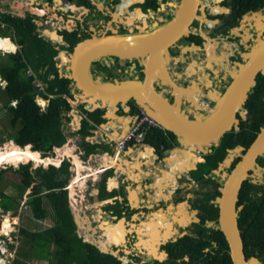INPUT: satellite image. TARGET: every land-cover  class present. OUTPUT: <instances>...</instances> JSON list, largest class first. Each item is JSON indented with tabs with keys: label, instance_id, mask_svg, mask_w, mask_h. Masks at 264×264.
Here are the masks:
<instances>
[{
	"label": "flooded vegetation",
	"instance_id": "af4514ba",
	"mask_svg": "<svg viewBox=\"0 0 264 264\" xmlns=\"http://www.w3.org/2000/svg\"><path fill=\"white\" fill-rule=\"evenodd\" d=\"M10 1L0 0V15L5 12L23 17L28 12L35 15L33 20L41 35L58 46L64 45L65 49L61 52L68 57L88 42L109 46V42L119 41L126 43L124 46L129 49L142 51L168 35L171 26L182 17V0H79L78 3L70 0H44L39 3V0H35L20 8H16ZM56 2H62L63 6L54 7ZM75 7L78 8L77 15L72 12ZM230 18H235L237 23L232 25V20L228 21ZM69 33L85 37L72 51L68 50ZM6 39L9 40L5 37L4 40ZM262 41L264 42V8L249 14L234 15L228 0H199L187 29L168 47L163 57H157L154 62V66H158L159 75H163L167 81L170 79L174 84L164 83L161 79L156 82V89L163 90V96L170 102L176 104L178 101L190 120L206 122L212 119L214 109L228 92L241 64L247 62L251 52ZM16 43L17 52L22 45L18 41ZM9 44L13 45L10 40ZM89 54L90 51H86L83 58ZM142 62L143 58L140 56L128 59L116 55H100L86 68L88 74L92 68L98 69L95 78L91 75L87 82L93 88H109L107 84L113 87L116 78L123 83L121 76L124 74L133 76L132 79L139 75L143 68ZM98 77L104 80L98 81ZM80 95L84 96V93L78 96ZM87 103L85 100L83 104L85 112L91 111L86 108ZM237 117L235 131L240 130L242 124L250 119L245 106ZM132 123L133 120L129 124ZM164 137L166 140L161 143L160 148L155 144L148 145L146 141L131 144L125 184L114 178L109 181L108 171L98 175L94 182L88 175L91 169L84 166L82 172L87 175L84 188L79 189L73 199L69 196L77 236L83 238L78 231L81 228L78 216L82 220L84 217L94 220V224L91 222L89 225V230L98 235V243L83 238L84 241L92 242L103 251L107 249L119 257L121 264H147L150 259L162 261L168 257L169 247L180 238L195 235V225L203 217L208 225H212L211 209L213 206L218 207L219 215L217 199L222 194L226 178L244 153L242 151L235 154L230 164L224 161L225 157L214 166L210 155L219 144L205 146V150L202 145L200 148L196 144V148L192 149V144L185 147L180 142L181 137L173 132L164 130ZM171 144L173 145L168 147ZM146 146L148 148L144 149ZM113 152H118L115 145ZM137 152H140V156ZM121 154L119 157L122 161ZM194 155H198L200 161L194 157L197 158L194 159L196 162L191 161L187 165L189 157ZM30 163L35 165V161ZM72 164L76 171L75 164ZM255 167L260 166L257 163ZM31 168L37 167L33 168L32 165ZM89 184L96 187V194L90 195L87 192ZM103 185L106 195H103ZM217 191L220 195L213 196ZM81 198L84 199L77 214L75 203ZM84 202L95 205L96 215L86 214L85 209H89ZM49 219L54 226L53 219ZM31 222L33 224V217ZM84 224L87 225V222ZM104 245L106 248H103Z\"/></svg>",
	"mask_w": 264,
	"mask_h": 264
},
{
	"label": "trees",
	"instance_id": "16d2710c",
	"mask_svg": "<svg viewBox=\"0 0 264 264\" xmlns=\"http://www.w3.org/2000/svg\"><path fill=\"white\" fill-rule=\"evenodd\" d=\"M228 3L234 15L249 14L264 8V0H228ZM27 14L26 17L9 12L0 15V24L8 26H0V36L9 34L5 31L8 29L22 45L15 53L0 55V74L7 81L5 93L8 99L4 107L11 127L10 135L0 137V143L13 139L21 146L32 143L30 145L33 150L37 146L40 150L50 151L65 144L63 119L75 107L70 99H77L75 94H81L82 91L74 79L60 75L58 56L65 46H58L41 35L33 20L35 15ZM231 20L232 25L237 23L235 18L228 21ZM84 38L69 33L68 50L72 51ZM29 69L34 70L37 76L28 75ZM36 77L44 82V90L34 82ZM250 94L245 105L250 119L242 124L240 130L226 134L220 144L214 147L210 155L212 165L216 166L227 157L231 149L238 146L247 148L261 131L264 125V74L258 75ZM38 95L48 100L46 108L42 109L37 103ZM14 100L17 101L15 105L11 103ZM129 104L130 114L136 115L138 105L135 101ZM85 113L81 133L87 127L105 121L100 108ZM165 140L164 130L158 128L151 130L146 137L148 145L155 144L159 148ZM86 145L88 152H93L97 146L89 142ZM258 163L260 174L252 172L242 185L237 202L240 207L237 221L247 258L256 257L264 264V156L258 158ZM71 166L68 159L60 166L51 164L47 168L39 166L32 169L31 163L23 164L14 172L19 181L10 179L7 169H0V204L4 211H17L20 204L18 198L9 194L6 188L12 187L22 198L31 189L28 204L35 217L42 219L49 216L55 222L54 226L42 230L21 228L23 246L20 249V264L35 259L47 260L49 264H121L118 256L104 252L100 247L77 236V226L69 204V191L65 188L72 178ZM9 170L14 169L10 167ZM102 189L103 195H106L104 185ZM218 195L219 191L213 196ZM210 220L212 225H208L203 217L195 225V235H185L170 246L166 259H150L147 264H233L228 242L219 226L218 207H212Z\"/></svg>",
	"mask_w": 264,
	"mask_h": 264
},
{
	"label": "water",
	"instance_id": "95a60500",
	"mask_svg": "<svg viewBox=\"0 0 264 264\" xmlns=\"http://www.w3.org/2000/svg\"><path fill=\"white\" fill-rule=\"evenodd\" d=\"M198 1L199 0H182L181 20L171 26V31L168 33V35L161 37V39H158L148 47H145L144 50L138 51V53H130L124 56L119 53L116 54L113 52H105L104 50L111 47V44L107 48V45H101L99 42H88L83 46L78 47L74 54L70 57L61 55V59L70 64L68 69L70 70V73L64 74L61 70H59L60 75H64L65 77L75 80L77 87L84 93V96L77 95L76 97H79V99H81V97L84 99L86 98L85 100L93 105L91 111L99 108L103 111L105 121L101 123V126L108 124V121L112 117L110 113L112 108L115 107L116 112H119L123 106L122 104L127 103V107L131 109V105L129 103L130 101H135L136 104L144 106L147 108V110H149L150 113L157 116L163 122L166 130L181 137V144H184L183 140L188 139L193 142H199L205 150V146L220 144L222 138L226 134L236 129L235 124L238 122L237 116L241 112V109L246 105V102L249 98V91L251 90L252 86L256 84L258 75L260 73L264 74L263 41L255 50L251 52L247 62L245 64H241L239 72L235 73L234 81L228 89V91H232L233 93L232 99L224 120L220 125L210 128L212 121L215 119V114L213 112L212 119L203 122L204 125L209 126V128L198 126L197 123H199V121L190 120L189 115L181 108L178 101L176 104L170 102L168 98L163 96L162 92H159L156 89V82L161 79L164 83L171 82V84H174L170 79L167 81L163 75H159V70L157 69L158 66H154V62L157 57L162 58L164 53L167 52L168 47L178 38H180L183 32L187 29L190 19L196 12ZM82 50L90 52L94 50H101L103 53L99 55L97 54L98 56L116 55L117 57L128 59H133L134 57L140 56L143 58V68L140 74L135 75L133 80L130 81L128 85H122L118 79H115V82L118 83L116 87L105 89L101 87L93 88L87 82L85 70L98 56L91 57L89 54L88 58H83L80 53ZM82 70H84L85 76L82 73ZM76 71H78V73H76ZM77 74L83 79V82L84 80L86 81L88 84L86 87L80 83ZM107 91L121 92L124 96L122 97L120 96L121 94H118L117 98H106L105 94H97V92L103 93ZM162 99H164L167 104L164 103ZM117 104L119 106H117ZM170 106L174 107L175 109H172ZM121 116L126 120L129 119L125 115ZM129 123L130 122H128V125L130 126ZM116 130V139L123 137L126 133H124L122 130ZM12 143L23 148V146L18 145L15 142ZM112 145L114 146V140L111 141V147ZM242 151H244V153L242 154L241 159L236 163L231 173L226 178L224 186L222 187V194L217 199V202L219 203L218 220L220 229L223 231L228 242L229 252L233 264H256L260 263L258 258H247L245 253L244 241L241 236L237 221L238 211L240 210V207L237 206V202L244 181L257 165L258 158L264 155V125L262 126L261 131L258 133L256 138L247 148L244 146H238L234 149H231L230 155L226 157L224 161L230 164L233 161L235 154ZM51 163L52 162L48 163L47 165H50ZM104 252H108V250L104 249Z\"/></svg>",
	"mask_w": 264,
	"mask_h": 264
},
{
	"label": "rangeland",
	"instance_id": "374dc122",
	"mask_svg": "<svg viewBox=\"0 0 264 264\" xmlns=\"http://www.w3.org/2000/svg\"><path fill=\"white\" fill-rule=\"evenodd\" d=\"M31 1H35V0H11L10 2H11V4L12 5H16V8H20L21 7V5H27V4H29ZM44 0H39V3H42ZM63 5H62V2H56V4H54V7H56V8H59V7H62ZM41 7V6H40ZM75 15H77L78 14V8H74V10L72 11ZM55 15V14H54ZM45 24L46 25H48V23H46L45 22ZM0 26H1V24H0ZM44 29V28H43ZM5 31H7L9 34H6V36H4V35H1L0 37H10V39L15 43L16 41H18V38H16L15 37V34L13 33V32H9V30L8 29H6ZM47 32V31H46ZM7 40V39H6ZM8 41V43H9V40H7ZM15 44H17V43H15ZM63 44V43H62ZM8 53H13L12 51H8V50H1L0 51V55H5V54H8ZM63 54V52H60V54H59V56H58V59H59V62H58V65H59V67H60V70L62 69V71H65L68 67H69V64L68 63H66V62H64V60H62V59H60V55H62ZM96 70H98V69H94V68H92V70L90 71V73L89 74H87L86 75V77L87 78H89V76H91L92 75V78H95V72H96ZM100 72V74L102 73V71H99ZM27 74L29 75V74H33L34 76L37 74L36 72H34V70H32V69H29L28 71H27ZM94 74V75H93ZM181 81V80H180ZM34 82L37 84V83H42V86H43V89L45 88V84H44V82L40 79V78H36L35 80H34ZM7 85V81H4L3 79H2V77H1V74H0V137H2V138H4V137H8L9 135H10V133H11V127H10V125H9V120H8V115L6 114V112H5V107H4V104L7 102V99H8V97H7V95H6V93H5V86ZM99 86H102V85H99ZM40 89H42V88H40ZM159 91H161L163 94L165 93L163 90H160L159 89ZM11 103L12 104H16L17 103V101H11ZM41 104H43V102H40ZM48 105V104H47ZM47 105H45V106H43V109L44 108H46V106ZM71 128V127H70ZM72 131H73V129L71 128V133H72ZM73 135V134H72ZM7 141H10V140H7ZM7 141H5L4 143H0V148H6V146H7V144H8V142ZM183 145H185V147H187L188 146V143L187 144H183ZM27 146H30V144L29 145H27ZM27 146H25V147H27ZM69 148V146H68V143H66L65 145H62V147H60V148H56V149H52V150H50V151H41L37 146L34 148V150L35 149H37V151H39L43 156H59V155H61L62 153H61V151L64 149V148ZM31 149H32V146H31ZM33 150V149H32ZM131 151V150H130ZM129 151V152H130ZM72 153L74 154V152L72 151ZM230 153L231 152H229V155H230ZM236 153V152H235ZM236 154H238V153H236ZM74 155H76V154H74ZM228 155V156H229ZM63 156V155H62ZM67 156H68V154H67ZM116 156H118V155H116ZM78 157V156H77ZM30 162H31V160H29V161H23V162H20L18 165H15V164H0V169H3L4 167H5V169H7V171H9L8 173H7V175L9 176V178L10 179H14L15 181H19V178H17V175L16 174H14V172H15V169H19V167L21 166V165H23V164H30ZM41 162H39L38 164H40ZM33 165V168L34 167H39V166H43V167H45V168H47V167H49V165L47 166L46 164H42L41 163V165H34V164H32ZM31 165V166H32ZM3 167V168H2ZM10 167H13V169L14 170H9L10 169ZM85 169V168H84ZM84 169H82V170H84ZM260 169H262V168H260ZM82 170H81V178H78L77 179V182H76V184L74 185L73 184V186L75 187V189L77 188L78 190L76 191V193H75V195H77V193L79 192V189L81 188L80 187V184H79V182H78V180L80 179V181L81 182H84V180L87 178V177H85L84 178V173L82 172ZM254 173L255 172H258L259 174H260V172L258 171V169L255 167L253 170H252ZM95 172V171H94ZM93 172V173H94ZM77 176V175H76ZM75 178V177H74ZM84 178V179H83ZM75 180V179H74ZM70 187H71V185H70ZM80 190H82V189H80ZM6 191L9 193V194H11L12 196H15V197H17L18 198V200H19V202H20V204H19V206H18V208H17V211H15V210H8V211H4V210H2L3 208H1L2 206H1V204H0V214H8V215H10V216H12V217H16V220H17V218H18V222H19V224L17 225V228H15L14 229V231H16L17 230V232H12V234H11V237L12 238H15V239H17V241H18V244H17V246H16V248H15V250L17 251V259L14 257V261H16V263L15 264H20L21 262H22V258H21V254H20V249L22 248V246H23V235L21 234V228H25V229H31V230H33V229H35V228H37L38 230H42V229H46V228H50V227H52V224H51V220L49 219V216H47L46 218H42V219H37L36 217H35V215H34V213H33V210L31 209V207L29 206V204H28V200H29V195H27L28 194V192L30 191V189H28L27 190V192H25V194L23 195V197L25 196V198H22L21 196H19V195H17V192L12 188V187H8V188H6ZM87 192H89V194L90 195H93V194H96L97 193V190H96V187L95 186H93V185H91V184H89V188H88V190H87ZM75 195H71L72 196V199L75 197ZM83 199L84 198H81V200H77V203H75V207L77 208V214L79 213V209H80V207H82V203L81 202H83ZM84 203H86V202H84ZM86 205H87V207H88V209L89 210H87V209H85L86 210V214L87 215H96V213H97V208H95V205L94 204H90V203H86ZM34 215V216H33ZM33 217V219H34V222H33V224H32V222H31V218ZM96 217V216H95ZM80 217L78 216L77 217V220H78V224H80L81 225V228H79L78 229V231H80V234L83 236V238L85 239V240H91L93 243H98L97 242V239H98V235H96L94 232H93V230H92V232L89 230L90 228H89V225L91 224V222H92V225L94 224V220H88V218L87 217H84L83 218V220L82 219H79ZM15 221V220H14ZM84 222H87V225H85L84 224ZM84 227V228H83ZM18 229H20V231H18ZM18 235H19V237H18ZM120 235H118V237H119ZM116 241V240H115ZM117 242H118V240H117ZM103 248H106V246L104 245V247ZM4 252L2 253V255L4 256L3 257V259H2V261L4 260L5 262H8V259H7V255H10V256H14L7 248H4ZM6 251H8L7 253H6ZM158 254V253H157ZM8 258H10V257H8ZM34 260H31V261H29L27 264H49V262L47 261V260H38V259H35V261L33 262ZM256 264H260V263H256Z\"/></svg>",
	"mask_w": 264,
	"mask_h": 264
},
{
	"label": "crops",
	"instance_id": "0c3cea01",
	"mask_svg": "<svg viewBox=\"0 0 264 264\" xmlns=\"http://www.w3.org/2000/svg\"><path fill=\"white\" fill-rule=\"evenodd\" d=\"M88 56L86 58H88ZM64 62L66 61L64 60ZM68 69L69 67L67 68V70L62 71L61 69V71L64 74H67V73H70V70ZM82 71H83L82 73L84 74V70ZM85 74L87 75L88 71L85 70ZM121 77L123 79L122 85H128V83L133 80L132 79L133 76L131 75L130 77H128L126 74H124ZM101 80H104V79L102 77H98V81H101ZM117 84L118 83L115 82L113 87H116ZM107 87L110 88L111 86L107 84ZM75 95L77 96V94ZM78 99L79 97L75 100L70 99V101L75 105V107L68 113L67 118L63 119L62 127H63L65 137H66L65 144L68 143L69 148L74 152V154L78 156L83 166L87 167L89 170L91 169L88 175H90L89 178L94 180V182H96L95 179L98 178V175H100V174H97L96 172L102 173L101 167L105 166L107 169H109L108 170V177H109L108 180H110L111 178L112 179L114 178V179H117V181L121 182V184H125L126 164L129 158L128 153L131 150V148L128 151L126 150L125 152L121 154V156L123 157L121 161L120 157L117 158L116 154H114L113 145L111 147V141L114 140V145H115V140L119 139V138L117 139L115 138V135H117L116 129L122 130L124 131V133L127 132V130H129L131 125L129 126L128 122H131L132 120H134L135 115L133 116V114H130V109L127 107V103H124L122 104L123 106L121 107L119 112H116L115 107L112 108V110L110 111L112 117L108 121L107 125L101 126V123L100 124L94 123L95 124L94 127L93 126L87 127L81 133L80 130L82 128V117H84V115L86 114L85 109H84L85 106L83 105L85 103V100L84 99L78 100ZM117 106L119 105L117 104ZM86 108L91 109L93 108V105L89 104L88 102L86 104ZM121 115H125L129 119L126 120ZM91 123L93 122L91 121ZM70 127L73 129L72 133H71ZM88 142L91 144H97L93 152H88V148L86 145V143ZM108 143L110 145H108ZM137 154L140 156V152H137ZM105 157H107L108 161L110 160L109 166L108 165L106 166L103 163ZM93 169L95 170V173H93L94 172ZM73 181L74 179L71 178L69 182H73ZM75 182L76 181H74V183Z\"/></svg>",
	"mask_w": 264,
	"mask_h": 264
},
{
	"label": "bare ground",
	"instance_id": "6f19581e",
	"mask_svg": "<svg viewBox=\"0 0 264 264\" xmlns=\"http://www.w3.org/2000/svg\"><path fill=\"white\" fill-rule=\"evenodd\" d=\"M10 40L11 44L13 45H10L6 40H4L3 37L0 38V51L1 50H8V51H15L16 48H17V44H15L9 37H6ZM108 43V42H107ZM111 43L112 48L109 47L108 48V45H107V48L108 49H103L105 52H113V53H116V54H122V55H128L130 53H138V49H129L128 47H125L124 45H126V43H122V42H119V41H114L113 43L112 42H109ZM85 48V47H84ZM142 49V47H140ZM86 49V48H85ZM81 55H86V50H82L81 52ZM103 53L101 50H94V51H91L90 52V56L91 57H95L97 54H101ZM84 57V56H83ZM81 62V60H80ZM89 62V61H88ZM161 63V61H160ZM164 65V63H163ZM76 73H78V71H76ZM77 77L79 78V81L80 83L86 87L88 84L86 83V81L84 80L83 82V79L77 74ZM124 87V86H123ZM125 88V87H124ZM98 95H101V94H105V97H111V98H117V95L118 94H121L120 96H124L122 95L121 92H116V91H110V92H103V93H100V92H97ZM232 91H228L226 93V95H224V97L220 100V103L217 105V107L214 109V114H215V119L214 121H212L211 125H210V128L211 127H215L216 125H220L223 120H224V117L227 113V109L230 105V101L232 99ZM162 101L164 103H166L164 101V99H162ZM167 104V103H166ZM172 109H175L174 107L170 106ZM198 126H203V128H209V126H206L204 125V123H201L199 121V123H197ZM127 128V127H126ZM188 144H192L191 148L192 149H195L196 148V144H199V147H201V144L199 142H193V141H190L188 139L186 140H183V142H185ZM186 150H184L183 152L185 153ZM61 155L59 156H48V157H43L42 154L39 152V151H34L31 149V145L30 146H27V147H19L17 145H15L14 143L12 142H9L6 146V148H0V164H6V163H9V164H15V165H18L20 162H23V161H29V160H34L35 161V165H39L38 163L41 162V163H44V164H48L50 162L52 163H55L57 165H59V162L61 161V157L62 155H66L68 154L69 156L72 157L73 161L75 162V169L77 170V176L74 178L77 182V179L78 178H81V170L84 169L85 167L82 165V162L80 161V159L77 157V155H74L72 153V150L70 148H64L62 151H61ZM145 155V154H144ZM194 157H197L198 158V161H200V157L198 155H194L193 157H189V160L186 162L187 165L193 161V162H196L194 161V159H197V158H194ZM177 159V157H175ZM117 159V158H116ZM110 161V160H109ZM107 160V157L104 158V165H110V162ZM171 162L173 163V161L171 160ZM102 164V163H101ZM138 165V164H137ZM94 170V169H93ZM95 171V170H94ZM95 173V172H94ZM97 173V172H96ZM87 175L84 173V178L86 177ZM90 176V175H89ZM97 177V176H96ZM83 178V179H84ZM74 181L73 183L71 184V195H75L76 191L78 190L77 188L75 189V187L73 186L74 184ZM86 179L84 180V182H81L80 179L78 180L79 184H80V189H82L84 183H85ZM173 181V180H172ZM175 182V181H174ZM84 188V187H83ZM97 207V206H96ZM80 219V218H79ZM10 218L6 221H3L2 225H3V231H8L10 228H11V224H10ZM110 225V224H109ZM106 229V228H105ZM103 235V234H102ZM114 243V242H113ZM115 244V243H114Z\"/></svg>",
	"mask_w": 264,
	"mask_h": 264
},
{
	"label": "built area",
	"instance_id": "2783aa9c",
	"mask_svg": "<svg viewBox=\"0 0 264 264\" xmlns=\"http://www.w3.org/2000/svg\"><path fill=\"white\" fill-rule=\"evenodd\" d=\"M69 5L70 4H67V6ZM37 86L43 89L42 83H37ZM154 128L164 129L165 126L163 125L162 121L157 116L150 113L147 108H145L144 106H139L138 114L134 118L129 130L125 133L123 137L115 140V147L118 150L116 154L118 155L117 158L119 157L120 153H123L126 150L128 151L130 148H132L131 144L143 143L148 133ZM23 198H25V196ZM9 218L11 222V228L8 231H3L2 223L3 221L8 220ZM0 223V264H15L17 261H14V257L17 259V251L15 250V248L18 244V241L17 239L12 238L11 234L12 232H17V230L14 231V229L17 228V225L19 224L18 218L16 220V217H12L8 214H2L0 215ZM18 231H20V229H18ZM4 248H7L14 255H7L8 262H5L4 260L2 261L4 257L2 253L5 251ZM7 252L8 251H6V253Z\"/></svg>",
	"mask_w": 264,
	"mask_h": 264
},
{
	"label": "clouds",
	"instance_id": "9594fccd",
	"mask_svg": "<svg viewBox=\"0 0 264 264\" xmlns=\"http://www.w3.org/2000/svg\"><path fill=\"white\" fill-rule=\"evenodd\" d=\"M1 38V37H0ZM5 38V37H4ZM10 38V37H9ZM16 43V42H15ZM12 52L13 53H15L16 51H13L12 50ZM35 76H37V75H35ZM2 77V76H1ZM37 78V77H36ZM35 78V79H36ZM3 79V78H2ZM4 80V79H3ZM4 81H6V80H4ZM45 89V88H44ZM44 89H42V90H44ZM14 101H16V100H14ZM36 101H37V103L41 106V108L43 109V105H47L48 104V100H46V99H44L43 97H41L40 95H38L37 96V98H36ZM40 102H43V104H41ZM17 104V103H16ZM15 105V104H14ZM139 106H141V105H139ZM163 123V122H162ZM164 125V124H163ZM163 130H166L165 128L163 129ZM128 131V130H127ZM7 141V140H6ZM145 141H146V139H145ZM8 143L9 142H15L13 139H11L10 141H7ZM17 144V143H16ZM30 144H32V143H30ZM19 145V144H18ZM27 145H29V144H27ZM27 145H25V146H27ZM24 147V146H23ZM62 147V146H61ZM56 148H60V147H57L56 146ZM56 148H54V149H56ZM148 148V146H146V147H144V149H147ZM35 150H37V149H35ZM44 152V151H43ZM42 153V152H41ZM43 156V155H42ZM43 157H46V156H43ZM65 159H68L71 163H74L75 164V162L73 161V159H72V157L71 156H67V154L66 155H63L62 157H61V161L59 162V165H57V164H54V163H51L52 165H55V166H60L61 164H62V162L65 160ZM31 162H33L34 163V161H31ZM50 164V165H51ZM39 165H41V163L39 164ZM49 165V166H50ZM48 166V165H47ZM72 166H73V164H72ZM71 166V171H72V178L74 179V176L76 177V175H77V170L76 171H74V169H73V167ZM38 167V166H37ZM101 170H102V172H104V171H108L109 169H107L105 166H102L101 167ZM97 174H101L100 172H97ZM110 180H112V178L110 179ZM109 180V181H110ZM73 182H69L67 185H66V189L69 191V196L71 195V187H70V185L72 184ZM76 184V182L74 183V185ZM30 193V192H29ZM28 193V194H29ZM3 210V209H2ZM0 215H2V214H0ZM0 227H1V223H0ZM80 237V236H79ZM92 243V242H91ZM31 264V263H30Z\"/></svg>",
	"mask_w": 264,
	"mask_h": 264
}]
</instances>
